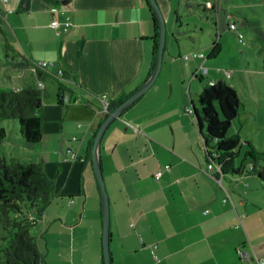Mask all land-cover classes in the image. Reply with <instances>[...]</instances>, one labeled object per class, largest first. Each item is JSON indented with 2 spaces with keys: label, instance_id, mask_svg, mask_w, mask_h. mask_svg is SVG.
Segmentation results:
<instances>
[{
  "label": "crops",
  "instance_id": "0c3cea01",
  "mask_svg": "<svg viewBox=\"0 0 264 264\" xmlns=\"http://www.w3.org/2000/svg\"><path fill=\"white\" fill-rule=\"evenodd\" d=\"M173 1L157 0L162 12H167ZM188 1V6L196 3L203 10H198L199 14L191 11V16L199 19L186 25L197 34L189 38L199 43L191 46L185 42L184 47L204 53L205 58L184 59L185 48L176 37L178 48L171 46L167 56L165 48L156 81L109 124L101 139L99 157L110 201L112 264H248L236 249L249 250L250 245L257 256H264V235L260 234L264 220L257 222L251 217L245 201L237 197L242 215L247 213L241 218L229 192H235V182L240 183V189L245 182L263 186L257 179L250 181L253 178L248 175H224L216 180L206 173L210 159L202 146L195 112L187 108V96L193 108L192 91L200 93L204 86L201 81L205 76H198V66H206L220 50L223 53V36L219 39L216 35L218 17L228 27L236 20L242 30L254 32V27L264 26V9L258 0L243 4L227 0L226 13L219 10L224 0H205L204 4ZM207 2L213 8H207ZM177 4L180 6L181 0ZM58 9H64L72 20L70 28L61 34L50 26L54 18L64 21V16L55 14ZM0 19L6 21L11 35L5 42L16 54L28 61L56 64L53 69L37 72L25 65L24 75H8L11 85L7 88L43 83L41 141L58 142L62 151L54 149L45 155L35 152L36 161L43 164L57 192L80 196L78 202L70 199L74 207L69 210L79 211L72 225L59 222L70 233L68 252L49 258L48 249L43 252L42 264H104L102 204L99 206L93 190L96 178L92 164L94 134L105 119L100 96L115 99L131 95L149 78L156 35L154 17L146 0H0ZM180 19L176 24L182 30L184 21ZM57 68L64 70V80L56 77ZM214 74L207 81L227 80L223 71ZM60 83L81 96L78 104L59 103ZM237 134L242 143L247 141L238 129ZM22 146L24 153L32 156L31 146ZM70 149L83 161H73ZM31 158L20 160L28 162ZM158 171L162 174L156 178ZM87 189L92 196L90 207L84 193ZM82 196L85 199L81 203ZM44 212L39 224L43 231ZM79 233L86 242L83 250L76 248ZM43 234L40 231L38 235ZM153 245L157 246V259L151 252Z\"/></svg>",
  "mask_w": 264,
  "mask_h": 264
},
{
  "label": "trees",
  "instance_id": "16d2710c",
  "mask_svg": "<svg viewBox=\"0 0 264 264\" xmlns=\"http://www.w3.org/2000/svg\"><path fill=\"white\" fill-rule=\"evenodd\" d=\"M146 1L156 24L150 76L155 66L159 33L155 14L148 0ZM180 18L178 14L176 20L179 22ZM5 48L9 59H19L29 68L36 62L28 61L16 54L7 42ZM203 85L202 91L198 94L201 112L196 106L193 107V111L203 137L202 146L209 161L221 165L223 176L231 175L238 178L254 175L264 188V166L260 167L257 164L264 158V152L256 150L251 142L246 141L247 149L244 155L240 156L243 147L240 135L237 133L229 135L232 123L240 116L243 108L237 90L225 79L215 81L214 84L204 81ZM18 89L0 87V142L7 136L1 122L5 119H15L20 124V131L25 140L28 143H37L43 136L44 120L41 116L43 88L29 83L26 87ZM58 91V101L61 93L69 91L72 93L71 96L73 95V92L61 83ZM128 96L110 98L108 113ZM59 103L62 104L60 101ZM108 113H105V117ZM204 125L206 134L203 132ZM95 136L96 133L94 139ZM210 141H214V145H210ZM63 196L55 190L42 163L22 162L18 157L0 156V225L3 229L0 236V264L43 263L45 255L40 249L38 238L30 233L32 227L39 225L33 222L31 217H37L27 208L35 210L41 216L54 198Z\"/></svg>",
  "mask_w": 264,
  "mask_h": 264
},
{
  "label": "rangeland",
  "instance_id": "374dc122",
  "mask_svg": "<svg viewBox=\"0 0 264 264\" xmlns=\"http://www.w3.org/2000/svg\"><path fill=\"white\" fill-rule=\"evenodd\" d=\"M205 0H197L198 4H204ZM243 1L245 0H239V4H243ZM261 2V6L264 9V0H258ZM227 0H224V4H219V10H224L226 13L228 10V7L225 5ZM174 4V5H173ZM172 6L169 8V10L166 12L163 10L162 14L164 16L165 20V26H166V56L168 54V51L170 47L172 46L173 49L178 48V43L175 41V38H179V43L181 47L185 48V55H189L190 60L193 59L191 57V51L189 50V47H184L185 42H188L189 45H194V43H199V40L193 41L189 37H195L197 34L194 33V31L191 29L189 30L186 25H188L191 22H195V20L199 18H194L191 16V11L195 10L197 11L196 14H199L200 11L203 9L201 7H198L196 3H194L193 6H188L190 2L188 0H181L180 6L177 4V0L173 1ZM199 8V9H198ZM210 8L211 7H207ZM260 8V7H258ZM258 8H255L258 10ZM161 9V7H160ZM163 9V8H162ZM161 9V11H162ZM165 9V8H164ZM179 11V15L181 16L182 20L184 21V27L180 30L178 28V25L176 24L177 14L175 11ZM200 10V11H198ZM221 18L218 17V24H219V32L216 35H219L220 37L223 36V38L220 40L221 44L222 42L224 44V50L223 53L221 50L219 51V54L214 57L213 59H210L206 66H201L197 68V72L199 73L198 76L204 75L203 81L201 83L203 84L204 81L206 82L211 77H214L216 74L219 75L220 71H229L231 72L232 78H227L226 81L229 82L238 92L240 95V98L243 103V109L244 112H241L239 119L237 118L232 126V128L229 130V135L232 133H237V129L241 131V136L243 137V140L251 141L253 145L264 152V26H261L259 28L254 27V32H252V29H247V31L242 30L241 25L235 20L232 23L236 25V30H229V27L227 26V22L225 23L221 22ZM213 22V20H212ZM214 24V23H213ZM191 28V26H190ZM8 26L5 20L0 19V87H8L11 85L10 81H7L8 75L12 74H23L25 71V65L24 63L17 59H9L6 56V48H5V37L11 38V35L9 34ZM238 34L242 35V42H239ZM211 35V33H210ZM204 39V38H202ZM165 47V48H166ZM221 52V53H220ZM221 54V55H220ZM220 55V56H219ZM207 57V56H206ZM206 68V69H204ZM208 70L211 71V74H209L206 77V73H208ZM219 71V72H218ZM14 75V76H16ZM198 83V81H197ZM200 84V83H199ZM44 93V92H43ZM199 92L192 91V102L194 106H196L200 112L201 107L198 101V96L196 95ZM187 101L189 103L188 110L189 112L192 111V104L190 103L189 97L187 96ZM79 102H77L78 104ZM72 103L69 104V106H73ZM66 106V105H65ZM195 122L197 125V121L195 118ZM1 126L6 129L7 136L0 142V156L4 155L7 157H11L10 155H13L14 157H18V159L23 160L25 157H32V161L28 162H37L36 160L38 157L36 156L35 152H39L40 154H48L50 151H54L56 149L57 151H62V144L56 142V143H48L49 141H39L37 143H28L25 138L22 135V132L20 131V124L18 121H15V119H5L1 122ZM136 128V127H134ZM198 130L199 127L197 126ZM203 132L206 134V125H204ZM200 133V132H199ZM54 135V134H53ZM52 135V136H53ZM201 136V133H200ZM51 136H48L50 138ZM61 138V137H59ZM58 139V138H57ZM22 144H26L27 146H31L33 149L32 156L30 154H25V150L23 149ZM242 154L244 155L247 146L245 143H242ZM29 153V152H26ZM48 157V155L46 156ZM20 160V161H21ZM258 165L264 166V158L259 160L257 162ZM95 175V173H94ZM251 176L250 181L256 180V176ZM96 178V176H95ZM248 179V178H245ZM96 185L93 189L94 192H96L98 197V203L99 206L101 205V192L98 186V182L96 179ZM242 184V183H241ZM255 183H252V185H248L247 182L244 183V189H240L238 185L240 183L235 182V192L233 193L231 190H229L231 194V200L233 201L234 209H238L240 213V217L247 215L243 214L241 208H239L237 204V197H240L245 201L247 204L246 208L249 211V215L251 217H254L257 219V222L264 220V189L256 187L254 185ZM249 186V187H248ZM257 188V189H256ZM259 188V190H258ZM56 190V189H55ZM250 194H249V193ZM85 196H88V204L89 207L92 204V196L90 191L87 189V191H84ZM63 197H56L51 202L47 210L44 212L45 215V221L46 225L43 231V228H41L40 225L34 226L30 229V233L33 236H36L38 238V243L40 246V249L43 252H47L49 249V258L52 256H56L57 253H67L68 248L70 245V239H69V231L66 230L64 227H61L59 225V222L61 224L66 225H72V220L74 219V216L79 213V211L73 213L70 208L74 207L73 204H70V199H75V202H78L79 195H71L69 197V194H63ZM85 199L84 196H82V201ZM100 200V202H99ZM232 205V203H229ZM232 205V206H233ZM27 210L30 211L31 214L35 215L37 218H40V215L31 208H27ZM42 232L43 236H39V232ZM3 233V229L0 225V236ZM264 231L260 232L261 235ZM83 233L77 234L76 238V248L77 249H85L86 242L82 240L81 237H83ZM47 239V241H46ZM87 240V239H86ZM58 258V257H57Z\"/></svg>",
  "mask_w": 264,
  "mask_h": 264
},
{
  "label": "water",
  "instance_id": "95a60500",
  "mask_svg": "<svg viewBox=\"0 0 264 264\" xmlns=\"http://www.w3.org/2000/svg\"><path fill=\"white\" fill-rule=\"evenodd\" d=\"M148 2L150 4L151 10L155 14L158 23V33H159L158 49H157L154 69L151 75L149 76V78L146 80V82L143 85H141L134 93L129 95L125 100H123L118 106H116L112 111L108 113V115L102 121L96 132V136L92 146V164L98 182V186L101 192L102 221H103L102 244H103L104 264H112V256L110 250V239H111L110 201H109V195L106 189V183L99 157V148H100L101 139L109 124L115 118H118L126 108L131 106L135 101H137L140 97H142L156 81L161 70L165 47H166V26H165L164 16L162 14L160 6L158 5L157 0H148Z\"/></svg>",
  "mask_w": 264,
  "mask_h": 264
},
{
  "label": "built area",
  "instance_id": "2783aa9c",
  "mask_svg": "<svg viewBox=\"0 0 264 264\" xmlns=\"http://www.w3.org/2000/svg\"><path fill=\"white\" fill-rule=\"evenodd\" d=\"M207 6L213 8V5L210 4L209 2H207ZM55 14L57 16H59V15L64 16V21L60 22L57 18H54L51 21L50 26L55 30V32L57 34H61V32L67 31L70 28V26L72 25V20H71L70 16L66 15V12L64 9H58L55 12ZM229 28L232 30L237 29L236 25L234 23H230ZM238 39H239V42H242V35L241 34H238ZM189 57H190L189 55H185L184 59H188ZM191 57L202 59V58H205V55L202 52L194 51V52H191ZM55 67H56V64L53 61L39 60V61L33 62V66L31 67V69L33 72H37L38 70H50V69H53ZM223 73L225 74L226 78L231 77V72L224 71ZM56 77L64 80V70L62 68L56 69ZM209 83L214 84L215 82L209 81ZM37 85L39 88L44 87L43 83L41 81H39ZM16 90H19V89L16 88ZM80 100H81V96L78 93H74L72 96H69L66 93H61L60 98H59V101L63 105H69L72 103H77ZM100 100L102 101V111L105 113H108L110 102H111L110 97L107 94H103L100 96ZM69 152H70V157L73 159V161L77 160V159H81V157L76 152L72 151L71 149L69 150ZM81 161H83V159H81ZM165 168L168 169L169 166H166ZM206 173L216 180L221 179V176H223L221 165L214 162V161L208 162L207 168H206ZM161 174H162V171H158V172H156L155 177L159 178L161 176ZM226 200H227V198L224 199V201H226ZM31 219L33 222H37L38 224L43 222V218L31 217ZM156 247H157L156 245H153L151 248V252H152L154 259H157V255L154 253V250L156 249ZM236 251H237L239 258L248 264H264V256H262V257L257 256L251 245H250L249 250L244 249L242 247H238L236 249Z\"/></svg>",
  "mask_w": 264,
  "mask_h": 264
}]
</instances>
